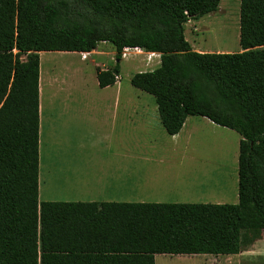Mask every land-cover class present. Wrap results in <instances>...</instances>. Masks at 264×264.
I'll list each match as a JSON object with an SVG mask.
<instances>
[{
	"label": "trees",
	"instance_id": "trees-1",
	"mask_svg": "<svg viewBox=\"0 0 264 264\" xmlns=\"http://www.w3.org/2000/svg\"><path fill=\"white\" fill-rule=\"evenodd\" d=\"M221 1L0 0V264L238 255L264 234V0H241V52H197L186 24ZM101 43L118 60L97 70L101 88L116 83L126 49L160 54L131 83L155 97L169 135L198 116L241 136L237 204L40 202V53Z\"/></svg>",
	"mask_w": 264,
	"mask_h": 264
},
{
	"label": "crops",
	"instance_id": "crops-1",
	"mask_svg": "<svg viewBox=\"0 0 264 264\" xmlns=\"http://www.w3.org/2000/svg\"><path fill=\"white\" fill-rule=\"evenodd\" d=\"M100 46L110 47V55L116 59V50L108 43L90 53L68 52L94 57L97 83L91 95L85 89L84 95L77 94L56 70L48 79L40 68V202L196 203L209 198L215 204H237L239 175L232 196L227 190L207 194L199 189L206 184L200 174L205 175L207 169L192 164L197 160V151L190 148L197 130L196 116L188 117L181 132L171 136L161 123L157 103L144 94L136 95L132 83L123 84V63L136 49L123 53L116 83L100 87L97 70L112 69L118 62L116 59L112 66L100 62L108 53ZM137 55H144L146 61L137 66L135 74L160 66L158 53L140 50ZM150 55H154L152 60ZM85 94L89 99H84ZM184 155L189 158L187 164H182ZM254 249L255 244L238 255H156L155 262L260 264L258 259H262L264 264L263 255ZM190 259L197 260L190 263Z\"/></svg>",
	"mask_w": 264,
	"mask_h": 264
},
{
	"label": "rangeland",
	"instance_id": "rangeland-1",
	"mask_svg": "<svg viewBox=\"0 0 264 264\" xmlns=\"http://www.w3.org/2000/svg\"><path fill=\"white\" fill-rule=\"evenodd\" d=\"M240 21L241 0H222L217 12L206 15L200 20H192L186 24V39L197 52L239 53L242 51L240 46ZM108 44L111 47L113 46L110 43ZM105 46H100L99 49L109 54L107 53L99 61L105 65L112 66L117 60L110 55V47L106 48ZM135 52L140 53V50L136 49ZM135 52L129 53V57L123 63L121 78L125 86H131L130 77L136 73L137 66L140 64L144 65L146 61L144 55H137ZM153 57L154 55H150L151 60ZM93 61H95L94 57L86 59L83 55L80 56L75 53L45 52L41 54V70L45 71L48 79L51 78L50 74H54L56 70L58 74H61L62 79L67 81L68 87L75 90L77 94L84 95L85 89L91 95L97 83L96 62ZM135 92L136 95L144 94L147 100L155 104L154 96L148 93H139L141 91L136 88ZM84 99H89L87 94H85ZM193 123L197 124V130L192 137L190 148L197 151V160L195 158L192 164L207 169L205 175L200 174V177H204L206 184L200 185L199 189L207 194H211V191L227 190L229 196L234 195L238 179V163L236 159L238 160L239 156L241 136L234 130L219 125V127H215L202 117L196 116ZM181 161L182 164H187L189 163V158L184 155ZM198 201L201 202L196 203L215 204L213 201L216 200L203 198ZM248 237L251 236L248 234ZM253 244H255L254 250L264 257L263 231L259 233ZM253 244L244 248L247 250ZM196 260L190 259L188 262L193 263ZM260 260L262 259H258V263L262 264Z\"/></svg>",
	"mask_w": 264,
	"mask_h": 264
},
{
	"label": "bare ground",
	"instance_id": "bare-ground-1",
	"mask_svg": "<svg viewBox=\"0 0 264 264\" xmlns=\"http://www.w3.org/2000/svg\"><path fill=\"white\" fill-rule=\"evenodd\" d=\"M83 56H84V58H87V56L86 55H88V54H82Z\"/></svg>",
	"mask_w": 264,
	"mask_h": 264
}]
</instances>
